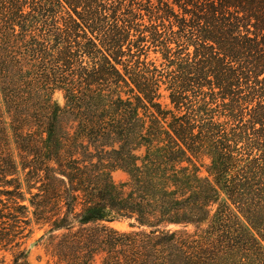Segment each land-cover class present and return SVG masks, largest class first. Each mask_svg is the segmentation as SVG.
<instances>
[{
    "label": "trees",
    "instance_id": "trees-1",
    "mask_svg": "<svg viewBox=\"0 0 264 264\" xmlns=\"http://www.w3.org/2000/svg\"><path fill=\"white\" fill-rule=\"evenodd\" d=\"M31 222L55 264H264V0H0V251Z\"/></svg>",
    "mask_w": 264,
    "mask_h": 264
},
{
    "label": "rangeland",
    "instance_id": "rangeland-1",
    "mask_svg": "<svg viewBox=\"0 0 264 264\" xmlns=\"http://www.w3.org/2000/svg\"><path fill=\"white\" fill-rule=\"evenodd\" d=\"M149 59H155L157 65H159L163 59L160 53L150 52ZM162 94L166 97L167 92L163 90ZM126 90V89H123ZM54 100L63 106L65 103L64 94L61 90H55L53 93ZM160 101L163 105L168 104V98H162ZM171 105H167L170 108ZM183 166H186L190 173L198 175L200 177H209L212 179L211 174H209L210 157L207 154H199L197 156H191V161H183ZM112 178L116 181H122L126 178V174L121 169H112L110 171ZM109 226L122 230L130 231L136 228L129 226L126 221H114L108 223ZM190 230L192 228L190 227ZM49 234L47 233V227H39V225L34 222L29 223L23 232V237L18 239L19 247L8 248V250L0 251V264H12L13 254L18 250H23L25 252L27 261L29 264H55L54 258L51 257L48 244H49Z\"/></svg>",
    "mask_w": 264,
    "mask_h": 264
}]
</instances>
